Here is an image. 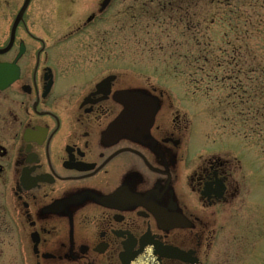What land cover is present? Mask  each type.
<instances>
[{"label":"flooded vegetation","instance_id":"af4514ba","mask_svg":"<svg viewBox=\"0 0 264 264\" xmlns=\"http://www.w3.org/2000/svg\"><path fill=\"white\" fill-rule=\"evenodd\" d=\"M102 1L0 0V264H208L240 160L205 151L170 89L108 64L106 43H59ZM122 92L152 119L112 133Z\"/></svg>","mask_w":264,"mask_h":264},{"label":"rangeland","instance_id":"374dc122","mask_svg":"<svg viewBox=\"0 0 264 264\" xmlns=\"http://www.w3.org/2000/svg\"><path fill=\"white\" fill-rule=\"evenodd\" d=\"M62 42L75 43V56H98L93 43H106L108 64L170 89L205 151L240 160L239 193L221 209L208 264H264V0H114Z\"/></svg>","mask_w":264,"mask_h":264},{"label":"water","instance_id":"95a60500","mask_svg":"<svg viewBox=\"0 0 264 264\" xmlns=\"http://www.w3.org/2000/svg\"><path fill=\"white\" fill-rule=\"evenodd\" d=\"M26 2L27 0H25L22 9L25 7ZM108 2L109 0H103L101 3V9L104 8ZM21 11L19 12L18 16L20 15ZM122 93L125 97L123 102L126 104V108L109 125V130L112 133H114L116 130H124L126 128V123L134 122L137 124H143L147 121L150 122L152 119L154 108L148 104L143 94L133 92ZM127 99H129L128 102L126 101Z\"/></svg>","mask_w":264,"mask_h":264}]
</instances>
